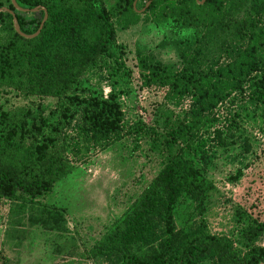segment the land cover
<instances>
[{
  "label": "trees",
  "instance_id": "obj_1",
  "mask_svg": "<svg viewBox=\"0 0 264 264\" xmlns=\"http://www.w3.org/2000/svg\"><path fill=\"white\" fill-rule=\"evenodd\" d=\"M228 1L147 0L140 13L137 0H115L111 8L103 0H15L21 9H39L20 13L7 0L6 8L27 36L39 29L44 18L41 9L47 19L35 38L25 39L15 33L11 14L0 12V27L7 31L6 37L0 35V94L11 91L26 100L47 97L55 103L50 107L32 102L13 110L0 106V206L5 201L16 203L9 210L13 230L5 231L4 239L21 243L25 227L67 232L63 212L41 207L37 201L93 151L116 140L124 120L118 100L124 91L118 85L124 86L132 71L116 44L115 23L127 30L153 14L159 23L173 18L177 31L192 30L193 35L174 42L180 47V66L165 65L137 49L141 87L190 97L191 120L168 132L162 169L104 235L100 247L115 253V264H197L206 259L215 264H264V246L255 245L264 233V221L243 230L246 248L240 254L231 238L210 234L205 223L180 229L174 218L182 196L203 210L214 190L178 144L191 150L192 136L187 135L201 118L246 85L253 89L251 98L264 108V20L238 24L237 33H244L246 46L231 62L205 71L200 68L213 36L223 31L224 20L219 16ZM235 1L239 8L250 2L253 12L264 16V0H232L223 14L234 9ZM93 68L107 69L109 78L113 77L108 78L107 96L88 78ZM216 134L220 139L222 133Z\"/></svg>",
  "mask_w": 264,
  "mask_h": 264
},
{
  "label": "rangeland",
  "instance_id": "obj_2",
  "mask_svg": "<svg viewBox=\"0 0 264 264\" xmlns=\"http://www.w3.org/2000/svg\"><path fill=\"white\" fill-rule=\"evenodd\" d=\"M103 1L106 8L115 3V0ZM137 1L140 6L137 11L141 13L146 8L141 6L147 0ZM231 3L232 0L225 3L223 13ZM0 4L6 8L7 0H0ZM236 4L237 1L234 9L219 16L225 26L213 36L210 52L205 61L201 60V70L222 67L244 50L246 39L243 32L237 33L239 23L264 20L263 15L253 12L250 2L241 8ZM145 19L127 30L114 22L116 44L123 50V63L132 71L127 83L118 85L124 91L118 99L124 120L116 140L103 150L93 151L37 201L41 207L63 212L67 232L25 227L21 243L4 239L5 231L13 230L9 210L16 203L2 202L0 264L117 263L115 253L102 249L100 242L162 169L167 156L168 132L191 120L190 97L177 98L167 89L141 87L135 51L143 49L165 65L180 66V47L174 42L192 38L193 31H177L173 18L159 23L156 15L148 14ZM0 35L7 36L5 27H0ZM162 43L166 45L161 47ZM107 74V69L99 68L91 69L88 74V78L101 87L104 96L109 93V80L113 78ZM252 91L246 85L242 92L205 114L187 135L192 136L191 150L183 143L178 144L214 190L203 210L182 196L174 212L176 226L183 229L203 222L210 234L231 238L240 254L246 248L241 238L243 230L249 224L264 221V108L251 98ZM32 102L50 107L55 103L47 97L26 100L11 91L0 94V106L4 110ZM217 132L222 133L220 139ZM176 150L177 147L174 152ZM255 245L264 246V233ZM197 264L215 263L213 259H206Z\"/></svg>",
  "mask_w": 264,
  "mask_h": 264
},
{
  "label": "water",
  "instance_id": "obj_3",
  "mask_svg": "<svg viewBox=\"0 0 264 264\" xmlns=\"http://www.w3.org/2000/svg\"><path fill=\"white\" fill-rule=\"evenodd\" d=\"M10 2H11V5L13 6L14 10L17 11V12H20V13H27V12L33 13V12H37L39 10V9H34V10H30V11L24 10V9H21L20 7H18V5L16 4L15 0H10ZM135 2H136V0H135ZM135 2L133 4V6H135ZM148 4L149 3L146 4V7L148 6ZM200 4H202V2H200ZM41 10L44 11V18H43V20H42V22H41V24H40L39 29L37 30V32L35 34H33V35H30V36H27V35L23 34L20 31V29H19V27L17 25V22H16L15 15H14V13L12 11L8 10L7 8H1L0 9V12H5V13L11 14V16H12V22H13V28H14L15 33L18 36H20L22 38H25V39H32V38H35L40 33V31H41V29H42V27H43V25H44V23H45V21L47 19V15H46L45 10L44 9H41Z\"/></svg>",
  "mask_w": 264,
  "mask_h": 264
}]
</instances>
